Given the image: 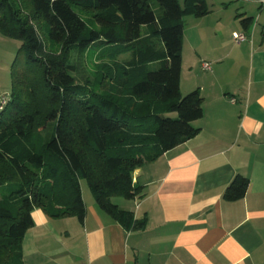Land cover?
<instances>
[{
    "label": "trees",
    "instance_id": "1",
    "mask_svg": "<svg viewBox=\"0 0 264 264\" xmlns=\"http://www.w3.org/2000/svg\"><path fill=\"white\" fill-rule=\"evenodd\" d=\"M28 1L22 16L0 0V34L20 42L11 95L0 103V264H22L33 210L83 222L81 179L101 211L126 231L142 230L144 221L112 199L142 198L133 172L193 138L203 116L198 90L181 95L180 73L183 19L206 16L205 0ZM75 6L95 12L96 28ZM97 47L109 51V96L76 80ZM248 185L235 176L224 200L242 199Z\"/></svg>",
    "mask_w": 264,
    "mask_h": 264
},
{
    "label": "crops",
    "instance_id": "2",
    "mask_svg": "<svg viewBox=\"0 0 264 264\" xmlns=\"http://www.w3.org/2000/svg\"><path fill=\"white\" fill-rule=\"evenodd\" d=\"M235 1L183 21L180 93L198 90L203 116L193 138L133 172L144 196L117 206L144 228L124 230L81 189L82 223L33 210L22 264H264V4ZM235 176L248 189L228 202Z\"/></svg>",
    "mask_w": 264,
    "mask_h": 264
},
{
    "label": "rangeland",
    "instance_id": "3",
    "mask_svg": "<svg viewBox=\"0 0 264 264\" xmlns=\"http://www.w3.org/2000/svg\"><path fill=\"white\" fill-rule=\"evenodd\" d=\"M13 5L20 9L22 16H27L29 14V1L28 0H10ZM179 5L182 7L183 0H177ZM208 8H224L223 3L231 8H239L242 6L243 1L235 0H205ZM75 10L80 14V16L86 21L88 27L96 28L94 24L93 10L85 9L82 7L75 6ZM185 19L183 20L185 22ZM186 23L184 24V26ZM20 47V42L17 40L8 38L0 34V102L2 100H8L11 95V72L12 68H18L20 66V61H16L18 49ZM186 52V50L184 51ZM77 55L72 54L70 56L71 61L75 62ZM109 51L101 50L99 47L96 50H91L87 53L86 57L82 59L81 67L79 68V73L76 75V80L79 83L87 82L91 89L100 95L109 96V92L113 83L109 81ZM167 117L175 118V114H168ZM43 138V132L41 129L38 131L35 143L37 145L41 144ZM80 187L84 191L92 196L87 183L84 179L80 180ZM4 190H0V195L3 194ZM85 194V198L86 195ZM85 200V199H84ZM87 201V198H86ZM115 205H124L126 201L122 198H116L112 200ZM128 202V201H127ZM69 222V221H66ZM51 224V223H50ZM52 228H55L51 224Z\"/></svg>",
    "mask_w": 264,
    "mask_h": 264
},
{
    "label": "built area",
    "instance_id": "4",
    "mask_svg": "<svg viewBox=\"0 0 264 264\" xmlns=\"http://www.w3.org/2000/svg\"><path fill=\"white\" fill-rule=\"evenodd\" d=\"M260 3L261 4H264V0H260ZM233 40L235 41V43H241V42H244L246 40V37L243 34H234L233 35ZM203 69L208 70V65L205 64L203 66ZM230 102L231 103H234V100L231 99ZM0 103L1 104H4L5 103V100H2Z\"/></svg>",
    "mask_w": 264,
    "mask_h": 264
}]
</instances>
